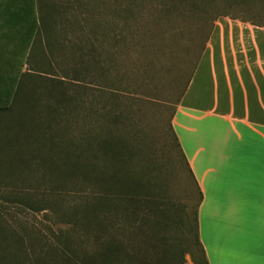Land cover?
<instances>
[{
    "label": "rangeland",
    "instance_id": "rangeland-1",
    "mask_svg": "<svg viewBox=\"0 0 264 264\" xmlns=\"http://www.w3.org/2000/svg\"><path fill=\"white\" fill-rule=\"evenodd\" d=\"M225 1L61 0L69 2L68 45L51 54V77L36 79L31 108L0 113V264H94L100 245L114 240L131 252L142 245L154 263L182 236L200 256V193L171 120L189 79L211 58L264 67V0ZM207 85L197 83L191 100H202ZM106 108L127 117L111 124L127 151L125 168L156 187L141 203L110 206L100 224L93 172H80L76 154L107 127ZM88 161L94 165L95 154ZM150 198L165 209L157 217L167 230L148 222L156 215Z\"/></svg>",
    "mask_w": 264,
    "mask_h": 264
},
{
    "label": "crops",
    "instance_id": "crops-1",
    "mask_svg": "<svg viewBox=\"0 0 264 264\" xmlns=\"http://www.w3.org/2000/svg\"><path fill=\"white\" fill-rule=\"evenodd\" d=\"M68 4L0 0L1 93L51 77V54L68 45ZM197 83H208L206 96L192 101ZM263 83L264 67L252 60L229 67L211 58L207 71L194 72L171 120L202 193L198 231L208 264H264Z\"/></svg>",
    "mask_w": 264,
    "mask_h": 264
},
{
    "label": "trees",
    "instance_id": "trees-1",
    "mask_svg": "<svg viewBox=\"0 0 264 264\" xmlns=\"http://www.w3.org/2000/svg\"><path fill=\"white\" fill-rule=\"evenodd\" d=\"M230 1L231 0H226L225 2H230ZM244 1L246 3L248 0H244ZM83 57H82V62L84 61ZM110 89H112V87ZM35 93H36L35 83H19V87L16 89V91H14V94L9 96H7V94L0 92V113L2 114L9 113L10 111L13 110L14 106L17 107L19 112L24 111V109L31 108L33 105H35L34 104ZM30 100H32L33 103L30 102ZM18 101L20 102V105H18L19 104ZM22 103L25 104L31 103V105L30 106L27 105L24 107L21 106ZM105 110L106 112H104V115L102 117L105 120L107 127L104 129L101 128L102 132L100 133V135L97 136L95 141L92 136L89 138V140L86 141L87 146H85L84 149L85 151L91 150L92 154L91 155L87 153L85 154V151L83 150L80 153L76 154L77 162H79V163L76 162V166L81 168L80 172H82L83 174H90L93 172L94 180L92 182H94L96 184V187L98 188V196L96 198L97 202L93 207L92 216H96V220L100 224L103 223V219H104L103 215L104 213H106L105 211L108 210L110 206L113 205L115 210L118 211L121 210L126 203H133V202L141 203L139 201V198L142 192L145 193V195L146 194L151 195L153 194V190L156 187V185H151L150 182L144 184L142 181L139 182L135 177L133 179L130 174V171L127 168H125V159L128 158L126 156L127 151L123 145L122 139L120 137L113 136V132L111 130V124L113 120H117L120 122L121 121L120 119L127 117L124 115V113L118 116L113 115L115 112V108L111 110H108L106 108ZM87 135H91V134H87ZM175 138H176V143L180 148L183 158L187 164V167L193 176L191 168L179 145V141L176 135ZM75 153H77V151ZM94 154L96 158V163H94L93 165L89 163L88 160H90L91 158L93 160ZM109 174L111 175V181H112L111 184H108L107 181V175ZM125 192H131L130 196L125 195ZM199 193H200V200H199V204H200L202 200V193L200 190ZM144 202L146 203V207L148 206L149 209H151L150 208L151 206H154L153 211L156 213V215L154 214V220L152 221L151 219H148V222L154 226L162 225L164 226L163 229L167 230V225H166L167 221H164L161 224L159 218L157 217V213H159L160 210L163 216H166L165 209L160 208L159 210L158 203L155 200H152L151 198L147 199ZM198 207H197V215H196V222L194 228V244L198 248L200 254L199 257H195V253L192 250L191 243L188 241L187 237L185 236L180 237V239H175V242L172 244V246L169 249L162 250L163 252L160 256L158 253V256H156L154 263L149 262L148 253L144 250L142 245L140 249H134L131 252V249H129L128 244H127L128 247L124 248L122 243H119L118 240H114L100 245L99 250L95 254V258L93 261L94 264H185L186 255L191 256L193 264H208L205 251L203 249V246L199 238ZM191 229L192 227L189 228V233L191 232ZM185 239L187 240V242H184Z\"/></svg>",
    "mask_w": 264,
    "mask_h": 264
}]
</instances>
